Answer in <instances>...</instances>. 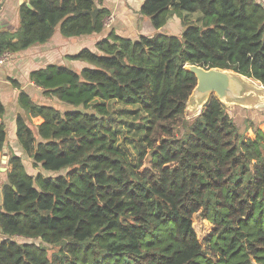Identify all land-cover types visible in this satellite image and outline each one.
Returning a JSON list of instances; mask_svg holds the SVG:
<instances>
[{
  "label": "trees",
  "instance_id": "obj_1",
  "mask_svg": "<svg viewBox=\"0 0 264 264\" xmlns=\"http://www.w3.org/2000/svg\"><path fill=\"white\" fill-rule=\"evenodd\" d=\"M103 1L29 0L19 29L0 31V56L58 27L101 37L70 57L81 69L32 72L55 103L20 95L27 113L17 118L22 153H10L1 185L0 264H264V120L241 132L212 95L188 122L197 77L183 68L221 67L264 85V5L145 0L140 14L157 32L132 39L106 34ZM174 16L179 34L168 28ZM110 101L143 114L136 161ZM6 139L1 122L0 148Z\"/></svg>",
  "mask_w": 264,
  "mask_h": 264
},
{
  "label": "crops",
  "instance_id": "obj_2",
  "mask_svg": "<svg viewBox=\"0 0 264 264\" xmlns=\"http://www.w3.org/2000/svg\"><path fill=\"white\" fill-rule=\"evenodd\" d=\"M144 2L145 0H104L103 5L111 9V14L114 15L110 25L104 27L106 34L114 32L137 39L142 34L151 35L157 32L152 28L151 20L140 14ZM24 3L29 4V0H0V31L15 32L19 29L20 8ZM181 27L180 19L172 17L168 24L171 33L179 34ZM100 39L98 35L69 38L62 35L58 27L47 42L34 44L18 52H10L7 60L0 64V102L4 106V114L0 119L7 133L6 142L0 148V203L1 185L7 180V173L11 169L10 153H22L17 140V118L27 112L20 103V95L26 92L36 103H47L41 98L44 95L43 89L31 79L32 72L50 64H63L76 70L81 69L86 63L70 57L86 47L96 50L95 45ZM32 120L40 124L43 118L38 116ZM2 237L0 233V241Z\"/></svg>",
  "mask_w": 264,
  "mask_h": 264
},
{
  "label": "water",
  "instance_id": "obj_3",
  "mask_svg": "<svg viewBox=\"0 0 264 264\" xmlns=\"http://www.w3.org/2000/svg\"><path fill=\"white\" fill-rule=\"evenodd\" d=\"M183 68L197 77V85L187 103L191 109L201 110L212 95L226 105L249 106L258 102L264 106V85L239 72L191 63L184 64Z\"/></svg>",
  "mask_w": 264,
  "mask_h": 264
},
{
  "label": "rangeland",
  "instance_id": "obj_4",
  "mask_svg": "<svg viewBox=\"0 0 264 264\" xmlns=\"http://www.w3.org/2000/svg\"><path fill=\"white\" fill-rule=\"evenodd\" d=\"M41 98L47 103H55L54 100L47 98L45 95L41 96ZM261 104L262 103L257 102V104L249 106H243L240 104H227L226 106L233 114L234 120L240 131L244 132L250 127L251 122L259 124L264 120V106H261ZM108 105L110 110H113L119 118L125 119L123 124L124 130L121 133V140L125 142V151L129 155V158L132 161H136L139 157L136 139H138L141 135L138 130L144 120L143 114L137 106H125L117 101H110L108 102ZM200 111L201 110H194L187 106L186 120H188V122H192ZM32 123L36 124L37 122L32 120ZM179 129L181 131L182 125ZM27 169L29 173L33 174L39 170L37 167L32 166L31 160L27 161ZM198 230L199 233H202L204 228L199 225Z\"/></svg>",
  "mask_w": 264,
  "mask_h": 264
},
{
  "label": "built area",
  "instance_id": "obj_5",
  "mask_svg": "<svg viewBox=\"0 0 264 264\" xmlns=\"http://www.w3.org/2000/svg\"><path fill=\"white\" fill-rule=\"evenodd\" d=\"M259 2L261 4L264 5V0H259ZM113 14L109 15L106 20H105V26H108L110 25L111 21L113 20ZM10 55V52L7 51V52H4L1 56H0V64H2L3 62H5L7 60V58L9 57ZM0 123H1V119H0Z\"/></svg>",
  "mask_w": 264,
  "mask_h": 264
}]
</instances>
